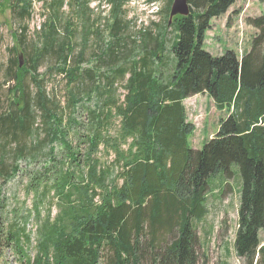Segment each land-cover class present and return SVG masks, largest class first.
Instances as JSON below:
<instances>
[{
    "label": "trees",
    "instance_id": "trees-1",
    "mask_svg": "<svg viewBox=\"0 0 264 264\" xmlns=\"http://www.w3.org/2000/svg\"><path fill=\"white\" fill-rule=\"evenodd\" d=\"M8 1L22 22L31 16V0ZM80 1L84 32L90 33L88 0ZM124 1L111 0L116 39L107 49L99 27L95 31L101 51L93 53L99 60L95 67L83 68L86 46L74 54L78 28L73 20L60 35L64 0L49 4L53 13L42 31V45L29 40L24 23L14 33L9 59L0 61V88L12 83L6 104L0 95V176L8 179L19 171L20 159L51 145L47 155L54 167L61 166L52 187L69 203L64 216L44 225L33 262L21 249L23 255L31 264H204L195 221L208 213L210 178L220 172L232 177L236 164L241 172L236 254L246 264H264V13L247 19L257 32L242 57L231 48L215 56L205 47L207 31L236 0H189L191 13L172 23L174 0H167L161 10L164 22L153 23L157 33L148 27L138 39L125 34L130 21L123 16ZM168 27L174 39L170 55H163ZM48 55L55 57L50 69L67 80L71 113L66 123L56 97L47 95L38 76ZM101 66L109 71L99 72ZM164 69L169 74L163 75ZM79 82L86 89L83 95L73 87ZM118 84L127 90L123 99ZM205 93L228 115L216 136L195 149L189 141L195 125L187 120L183 102ZM94 95L98 101L86 106ZM79 108L86 111L88 131L75 145L70 136L82 124L76 117ZM115 119L121 131L113 137ZM58 141L67 149L66 160L56 158ZM81 144L86 146L83 155ZM101 148L113 153L111 162L99 155ZM50 187L45 185L42 198ZM3 206L0 186V211ZM25 230L13 223L9 242L21 245L24 236L30 244Z\"/></svg>",
    "mask_w": 264,
    "mask_h": 264
},
{
    "label": "rangeland",
    "instance_id": "rangeland-1",
    "mask_svg": "<svg viewBox=\"0 0 264 264\" xmlns=\"http://www.w3.org/2000/svg\"><path fill=\"white\" fill-rule=\"evenodd\" d=\"M0 32L2 42L0 43V61L6 63L10 57L9 48L15 44V31H20L25 23L29 27V40L42 45L44 37L41 35L45 25L53 11L50 9L53 0H31L33 9L31 16L22 22V19L14 13L8 0H0ZM90 9V28L93 31L84 32V19L81 18L82 12L80 0H64L61 8L59 23L60 35H64V24L73 20L77 26L76 36L73 37L75 47L74 54H78L85 46V52L88 60L83 63V68L95 67L99 60L93 53H101L97 45L99 36L95 34L99 27L102 34V47L107 49L116 38L112 34V24L114 22L112 11L113 3L111 0H88ZM167 0H125L123 3V16L125 20L130 21L129 29L126 28L125 34L132 33L134 38L138 39L140 31L151 27L153 33H157V27L153 23H162L166 18V13L161 10L166 7ZM264 13V0H236V3L229 11L212 20V27L206 34L205 47L215 56L221 55L228 48L234 49L240 57L249 49L252 38L255 34V28L248 24L249 17L260 16ZM68 25L65 26L67 30ZM166 47L163 55H170L171 46L174 39V29H166ZM100 34V35H101ZM54 56V55H53ZM137 58V57H136ZM51 56L39 68L38 76L44 79V88L49 97H56L58 107L62 111L64 122H67L70 110L67 107L69 98V88L67 80L63 74L52 71ZM131 59L127 65L131 63ZM108 72L106 66H101L99 72ZM163 75L169 74L166 69L161 70ZM4 73L0 75L3 79ZM129 73L127 74V77ZM126 84V81H122ZM12 83L4 84L0 88L2 103L9 98V87ZM79 82L73 87L75 91L85 94L86 89L81 88ZM33 90L36 87L31 85ZM124 84H118V95L124 98L126 93ZM98 101L96 96L92 101L86 102V106L92 107ZM186 107L187 120L195 125V131L190 135L189 141L192 148L201 149L205 143L214 138L220 128L223 118L228 115L227 110H219L213 98L208 94H197L184 100ZM4 106V105H3ZM81 107V106H80ZM78 120L82 122L80 126H75L71 131V138L75 145L80 142V136L88 131V119L86 111L79 108L76 114ZM87 124V125H86ZM119 119H115L112 135L115 137L120 132ZM131 140H129L130 142ZM56 146V158L58 160L67 158V149L61 142L54 143ZM128 144L124 146L127 148ZM83 155L86 151L84 144L80 145ZM51 145L46 146L34 157H27L18 161L19 171L5 179L0 176L1 197L4 206L0 211V264H31L39 253V242L44 240V225L56 222L64 216L69 210V203L57 195L54 186L56 181L58 167L47 155ZM104 160L111 162L114 158L113 153L107 154L101 148L99 154ZM61 167V166H60ZM233 176L220 172L210 178L211 189L207 194L208 213L204 218L195 221L198 232L201 237V247L199 248L204 264H246L245 260L240 259L236 254L235 238L239 222V204L241 191V172L238 165H233ZM116 174V171H114ZM41 174V175H39ZM38 179L39 182L35 180ZM35 181V182H34ZM36 183V184H35ZM45 185L50 187L46 196L41 197ZM76 196V195H75ZM95 201L100 204V197ZM26 227V234L31 238L30 244L27 240L21 239V245L16 240L9 242V231L11 225L15 222ZM261 238L264 244V231L261 232ZM21 249L31 258V263L23 255ZM26 255V256H27ZM206 257V258H205ZM203 264V261L200 262Z\"/></svg>",
    "mask_w": 264,
    "mask_h": 264
},
{
    "label": "water",
    "instance_id": "water-1",
    "mask_svg": "<svg viewBox=\"0 0 264 264\" xmlns=\"http://www.w3.org/2000/svg\"><path fill=\"white\" fill-rule=\"evenodd\" d=\"M191 13L189 0H174L170 13V23L178 15L188 16Z\"/></svg>",
    "mask_w": 264,
    "mask_h": 264
},
{
    "label": "crops",
    "instance_id": "crops-1",
    "mask_svg": "<svg viewBox=\"0 0 264 264\" xmlns=\"http://www.w3.org/2000/svg\"><path fill=\"white\" fill-rule=\"evenodd\" d=\"M257 32V30L255 29V33ZM250 48V47H249Z\"/></svg>",
    "mask_w": 264,
    "mask_h": 264
}]
</instances>
